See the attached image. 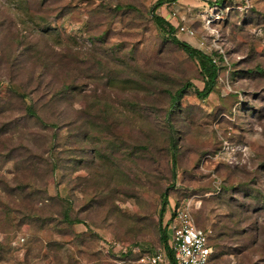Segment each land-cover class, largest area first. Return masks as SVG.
I'll return each mask as SVG.
<instances>
[{"label":"rangeland","instance_id":"1","mask_svg":"<svg viewBox=\"0 0 264 264\" xmlns=\"http://www.w3.org/2000/svg\"><path fill=\"white\" fill-rule=\"evenodd\" d=\"M40 1L0 0V264H143L163 247L164 225L169 241L171 206L187 200L198 202L196 225L212 230V264H264V0L155 9L177 39L214 58L204 98L194 90L204 83L198 62L151 19L156 0H46L42 20L30 15ZM128 3L136 8L115 7ZM48 25L42 45L63 56L42 55L41 89L74 86L43 107L58 124L46 127L24 112L27 100L5 98L3 68L7 38ZM25 61L15 82L28 89L41 66ZM52 136L54 173L28 160L49 158Z\"/></svg>","mask_w":264,"mask_h":264},{"label":"trees","instance_id":"2","mask_svg":"<svg viewBox=\"0 0 264 264\" xmlns=\"http://www.w3.org/2000/svg\"><path fill=\"white\" fill-rule=\"evenodd\" d=\"M45 1L46 0H41L40 2H37V5L33 7L34 9L31 12L29 11L30 15L32 17L35 16L38 19H41V20L44 19L43 17H41L39 15V13L41 10L49 11L48 7L45 6L46 5ZM169 1H176V0H156L154 3V7L150 11L151 19H152L154 25L156 26L157 30L160 33H162L166 37V39H169L171 42L176 43L184 52H186L188 54L189 57L195 59L198 62L200 72L203 76V82L204 83H203L202 89L199 90L197 88H194V90H195V94L198 97L204 98V97H206L208 92L211 90V87L213 86V84L215 82V79L217 77V72H218V66H217L214 58L211 55L201 51L198 48L193 47L192 45H190L187 42H184V41L177 39L175 36V33H174L175 32L174 26L166 18H164L163 16H161L155 12V9L157 7H159L163 3H166ZM215 2H216L215 4H218L221 2V0H215ZM208 3H212V2L208 1ZM115 7H116V9H122V8L135 9L136 8L135 5L129 4V3L125 4V5H116ZM34 12H36V15H34L35 14ZM61 14L63 15L64 13L61 12L60 15ZM49 26L50 25H48V27H45V28L39 27L36 29H30V31L27 33H24L22 30H20V31H18L17 34H15L14 37H11L10 39L7 38L8 39L7 40L8 41L7 42L8 52L6 55V60H5V65H4L5 67L3 68L6 71L4 74V78H5L6 82H8L7 83L8 85L6 86L7 87V95L5 98H7L8 100H10V98L15 99V100L19 101L21 105H22V102L27 100V104L25 102L24 105H22L24 112L28 116H31L32 118L41 122V124H43V126H46V127H48V125L57 126L58 124L56 125V123H54L55 122L54 120L51 122V121H47L41 117L43 107H45V106L50 107V105H51L54 108L55 107V105H54L55 98L58 97L59 95H64L69 90V88L71 86H74L73 84L61 83L59 87H57L56 89L54 88L55 90L41 89L42 83H43V80H41V77H44V74H47V71H49V63L46 62L44 64L45 61L42 60L43 56H47V54H48V59H50V56H53L54 59H56V60H59V58H60V56L58 54L63 56V52H61V51L55 52L52 49L49 52L42 45L41 41L44 40L45 39L44 37L47 36L46 31H48ZM54 31L56 33L57 30H54ZM33 34H39L40 36H38L37 38L36 37L33 38L32 37ZM46 46H47V48H50L48 45H46ZM14 48L17 49V51H15ZM23 55L25 57L26 63L34 62L35 64H39L41 66V67H36V65L33 66V69L40 68L39 72H41V73H38L37 75H35L34 74L35 70H32V73L30 76L27 77V80L32 79V82L35 81L36 83H35V85H33L34 87L32 86L28 89H26V86L28 84H30V81H27L26 85H24V87H21L20 83L15 82V79H17V76H18V75H16L17 72L15 69L19 65V62H18L19 58ZM34 58H36L37 61L34 60ZM0 61H1V59H0ZM75 61H77V59H75ZM56 76H58V74H56ZM31 84H34V83H31ZM16 85H18V86H16ZM188 85L181 86L180 88L176 89V91L171 95V103H172L171 106H173V103L177 99H179V97L182 95L184 88H186ZM22 89H24V91ZM25 89L29 90V93L26 92ZM34 92H36V93L39 92V93H38V95L37 94L33 95ZM7 99H5V100H7ZM59 113H60V111H59ZM103 118L106 119V116ZM36 134H38V133H36ZM48 142H49L48 143V151L50 152L49 158H48V156L43 157L42 153L40 154V153L32 152L31 155L29 156L28 160L30 163V162H32V160L36 159L38 162L37 163L38 166L40 165V162H43V164H45L46 168H48L51 173H54V171L58 167V163H57L58 159L52 153L53 149L56 147L55 138H53V136L50 137L48 139ZM167 149H168V155H169L172 177H174L175 176V166H176V143H175V140L172 136H170V138H169ZM32 156L34 157V159L32 158ZM35 170H37V168H35ZM167 203H168L167 194L164 192V193H162V196H161L160 214L163 213V209L165 208V205ZM178 203L179 202H177L176 204H178ZM69 211H70L69 206H67L65 209H63V219L66 220L67 222L71 223L72 219L69 216ZM211 236H212V234L209 237V243H210ZM167 238H168V236H167V232H166V225H164L161 229V240L163 242V247H165V248H167V246H168V239ZM210 244H211V247L213 248L212 243H210ZM213 257H214V255H213V250H212V253L210 255V264H212Z\"/></svg>","mask_w":264,"mask_h":264},{"label":"built area","instance_id":"3","mask_svg":"<svg viewBox=\"0 0 264 264\" xmlns=\"http://www.w3.org/2000/svg\"><path fill=\"white\" fill-rule=\"evenodd\" d=\"M198 202L190 200L174 203L170 208V236L167 248L156 249L152 254L139 257L143 264H210L212 247L211 228H201L195 223L193 211Z\"/></svg>","mask_w":264,"mask_h":264},{"label":"crops","instance_id":"4","mask_svg":"<svg viewBox=\"0 0 264 264\" xmlns=\"http://www.w3.org/2000/svg\"><path fill=\"white\" fill-rule=\"evenodd\" d=\"M169 223V222H168Z\"/></svg>","mask_w":264,"mask_h":264}]
</instances>
